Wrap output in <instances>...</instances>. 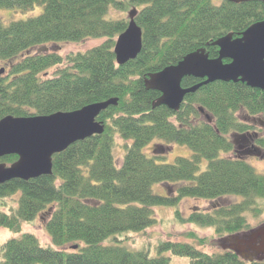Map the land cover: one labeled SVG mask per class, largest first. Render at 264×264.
Here are the masks:
<instances>
[{"label":"trees","instance_id":"1","mask_svg":"<svg viewBox=\"0 0 264 264\" xmlns=\"http://www.w3.org/2000/svg\"><path fill=\"white\" fill-rule=\"evenodd\" d=\"M220 1L216 6L212 0H0V10L42 8L36 18L6 26L0 20V63L6 68L0 75V119L75 112L117 99L96 118L103 134L54 155L50 176L0 185V229L19 235L0 243V264H171L167 255L188 264H264L231 251L208 256L179 242L160 241L153 255L125 244L127 235L155 227L157 208L175 209L176 220L184 221L178 211L183 200L210 204L208 212L195 211L184 223L213 229L217 239L249 232L245 215L264 213V174L230 157L236 153L234 136L253 131L237 115L264 116V92L240 82H215L185 96L174 112L155 107L160 94L145 86L150 75L190 53L205 50L215 59L214 42L228 34L237 38L264 20L262 2ZM131 10L142 32L141 50L118 66L113 49ZM114 13L125 17L113 18ZM90 39L102 43L66 56L41 51ZM52 69L54 76L44 77ZM200 82L185 78L181 87ZM253 143L264 151V138ZM175 145L187 147L191 157L164 164ZM147 146L150 155L143 153ZM115 150L122 155L114 157ZM16 160L9 156L0 163ZM154 185L165 195H155ZM229 198L236 201L224 203ZM36 221L49 245L21 234L23 225ZM188 237L199 246L215 240Z\"/></svg>","mask_w":264,"mask_h":264},{"label":"water","instance_id":"2","mask_svg":"<svg viewBox=\"0 0 264 264\" xmlns=\"http://www.w3.org/2000/svg\"><path fill=\"white\" fill-rule=\"evenodd\" d=\"M232 1L264 3V0ZM135 16V10L128 13L127 27L115 41L113 54L118 66L133 61L140 53L142 32L135 23ZM212 46L218 49L215 59H209L204 50H199L186 55L177 65L149 76L146 90L160 94L155 107L163 106L169 111H178L185 96L215 82H240L248 88L264 92V20L252 24L239 37L234 39L229 34ZM1 74L3 70H0ZM185 78L202 82L183 89L181 82ZM116 105L117 99H110L87 105L75 112L29 118H1L0 159L15 156L17 160L9 166L0 163V185L11 180L28 181L50 176L52 157L77 142L102 135L103 124L97 122L96 118L107 108ZM236 247L232 250L239 256L247 257L248 261L264 259V224L246 233Z\"/></svg>","mask_w":264,"mask_h":264},{"label":"rangeland","instance_id":"3","mask_svg":"<svg viewBox=\"0 0 264 264\" xmlns=\"http://www.w3.org/2000/svg\"><path fill=\"white\" fill-rule=\"evenodd\" d=\"M214 5H219L221 3L220 0H212ZM42 12V8L39 6H34L32 9L28 11H20L17 9H1L0 10V20L1 23L6 26L9 23L12 22H19V21H25L27 19L36 18L39 16ZM127 15V14H126ZM114 17H125L124 14H115ZM128 17V16H127ZM102 43V40H87L81 44H60L56 45L55 47L52 45H49L47 49L41 50L42 52H54L61 56H66L68 54L77 53V52H86L96 46H99ZM0 70H5L6 68L1 65L0 63ZM55 69H52L47 72V75L44 77H53L54 76ZM237 118L240 122L247 124L251 127H253L252 133H256L257 137L255 139H263L264 138V116H259L255 118H250L251 120H246V116L239 114L237 115ZM157 143V142H156ZM119 144V143H118ZM120 144H122L120 142ZM119 144V145H120ZM242 145V143L237 142L235 144V152L234 154H231L230 157H234L236 159H241V161H245L250 166L253 167L254 171L258 174L262 173L264 174V156H255L252 154H244L242 152V147L238 146ZM241 152V153H240ZM115 156L119 157L122 155V153H118V151L115 150ZM143 153L146 155H150V152H148V146L143 150ZM164 164L171 165L174 163L176 158H190L191 152L187 147L184 146H172L169 153H166ZM206 169V163L205 161L202 163L200 167V171L203 172ZM152 191L155 195L164 196L163 193L159 191V187L154 185L152 188ZM235 199L229 198L224 200V203L227 202H235ZM204 211L208 212L210 210V204H208L205 201H198V200H183L178 205V211L181 212V218L187 220L186 218L188 215L195 211ZM156 217L158 218V222L155 225V227H151L150 229L146 230L144 233L141 234H134L131 233L127 235L125 244L128 246V248H132L133 251L135 250H149L151 252V255H153V251L155 250L153 246L155 244H158L160 241H171V242H179L182 244L191 245L193 247H196L200 252L203 254H214V253H220L222 251H233V247L237 248L240 240H243V237L246 235V233H240L238 235L224 237L222 239H217L216 235H214L213 229H203L201 227H198L193 224L184 223V221L180 222L176 220L174 217L175 209L171 208H157L155 210ZM246 222L248 226L250 227V231H253L257 229L258 227L262 226L264 224V213L260 215L259 217H253L251 214H246ZM247 232V233H249ZM21 234H31L35 236L39 242L42 245H49L50 242L48 240L47 235L44 233V229L40 222L36 221L34 223H31L29 225H23ZM189 234H194L195 236H198L200 238H206V239H215L214 243H211L210 245L205 246H199L197 243L191 239ZM122 236V235H121ZM19 235H13L12 233H9L7 230L0 229V243H5L10 239L18 238ZM119 237V236H118ZM121 238V237H120ZM239 241V242H238ZM129 248V249H130ZM153 248V249H152ZM131 250V249H130ZM242 257L243 255L240 254ZM167 258H170L171 264H188L189 261L187 259H180L176 257H171L167 255ZM243 260L248 261L247 257L243 256ZM250 260V259H249ZM254 261V260H252ZM251 262V261H250Z\"/></svg>","mask_w":264,"mask_h":264},{"label":"flooded vegetation","instance_id":"4","mask_svg":"<svg viewBox=\"0 0 264 264\" xmlns=\"http://www.w3.org/2000/svg\"><path fill=\"white\" fill-rule=\"evenodd\" d=\"M245 119L251 120L248 117H246ZM256 137H257V134L256 133L251 134V131H250V132L246 133L245 135H242L241 137H239L237 140H235V144L237 142L242 143V145H238V146L242 147V149H243L242 152H244V154L246 153V155L251 154L250 150H253L254 152L257 153L258 156L262 157V156H264V151L261 150L257 146L255 147V145L253 143V140H255ZM258 139H256V140H258Z\"/></svg>","mask_w":264,"mask_h":264}]
</instances>
